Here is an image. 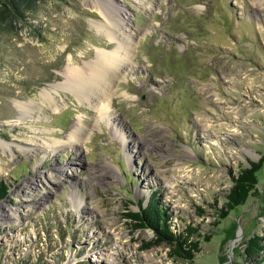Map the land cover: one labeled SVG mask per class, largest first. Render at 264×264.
<instances>
[{
	"label": "rangeland",
	"instance_id": "374dc122",
	"mask_svg": "<svg viewBox=\"0 0 264 264\" xmlns=\"http://www.w3.org/2000/svg\"><path fill=\"white\" fill-rule=\"evenodd\" d=\"M19 2L0 31V264H264V0ZM110 28L129 57L88 102L65 71L116 50ZM260 160L257 191L221 217ZM150 197L193 233L192 259L136 228Z\"/></svg>",
	"mask_w": 264,
	"mask_h": 264
},
{
	"label": "trees",
	"instance_id": "16d2710c",
	"mask_svg": "<svg viewBox=\"0 0 264 264\" xmlns=\"http://www.w3.org/2000/svg\"><path fill=\"white\" fill-rule=\"evenodd\" d=\"M25 1V0H24ZM29 7L24 8L19 0H0V31L5 30L3 26V18L6 14L12 15L14 18L23 17ZM263 165V160L254 162L250 161L249 166L242 169L233 178V185L226 196L225 207L220 214L225 218L229 212L237 206L244 205L252 193L257 191L258 172ZM9 185L4 181H0V202L7 197ZM143 202V201H142ZM164 210L157 205L154 197H150L147 204H140L139 210L132 212L129 217L136 221L137 229L148 228L153 230L156 238L155 245L166 242L174 246L172 257L180 259H192L194 254L199 250V242L193 241V233L188 231L176 232L165 221ZM258 243L255 237L248 241V248L253 249ZM153 245V244H152Z\"/></svg>",
	"mask_w": 264,
	"mask_h": 264
},
{
	"label": "bare ground",
	"instance_id": "6f19581e",
	"mask_svg": "<svg viewBox=\"0 0 264 264\" xmlns=\"http://www.w3.org/2000/svg\"><path fill=\"white\" fill-rule=\"evenodd\" d=\"M118 27L120 28L121 32L124 33V29L119 25ZM107 30L112 31V28ZM111 31H107V34H113L115 39L118 40L116 50L112 52L100 50L95 62H91L90 64L85 63L83 66L71 65V60H69V65L65 71V83L62 87H66V89L69 88L71 91L75 92L82 99L88 102H91V97L93 96L103 100L110 98V91L112 89L111 82L113 77H115L114 75H117L121 63L129 57L127 48L130 49V46L125 47V42L123 39L121 41L120 38L118 39L116 37V33ZM124 34L127 37H131L127 32ZM122 50L123 52H121ZM54 88L57 89L56 87ZM42 95L47 100H54V97L51 95V93H48L47 91ZM19 106L25 112L24 114L29 113L30 109L28 104H20ZM80 130V127L75 128L72 133V138L77 137Z\"/></svg>",
	"mask_w": 264,
	"mask_h": 264
}]
</instances>
